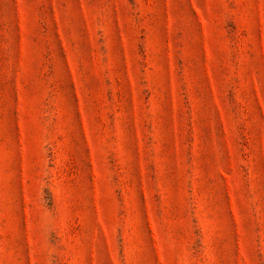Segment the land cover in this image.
I'll return each instance as SVG.
<instances>
[{"label":"rangeland","instance_id":"obj_1","mask_svg":"<svg viewBox=\"0 0 264 264\" xmlns=\"http://www.w3.org/2000/svg\"><path fill=\"white\" fill-rule=\"evenodd\" d=\"M0 264H264V0H0Z\"/></svg>","mask_w":264,"mask_h":264}]
</instances>
